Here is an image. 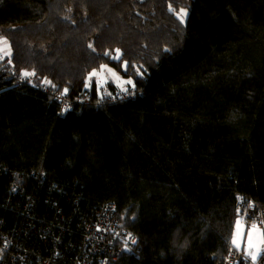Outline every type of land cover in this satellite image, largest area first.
<instances>
[{
  "label": "trees",
  "instance_id": "obj_1",
  "mask_svg": "<svg viewBox=\"0 0 264 264\" xmlns=\"http://www.w3.org/2000/svg\"><path fill=\"white\" fill-rule=\"evenodd\" d=\"M0 36L9 70L91 95L61 114L0 74V219L14 218L5 167L52 172L140 237L111 264H224L238 204L264 210V0H0ZM106 66L132 83L101 86Z\"/></svg>",
  "mask_w": 264,
  "mask_h": 264
},
{
  "label": "built area",
  "instance_id": "obj_2",
  "mask_svg": "<svg viewBox=\"0 0 264 264\" xmlns=\"http://www.w3.org/2000/svg\"><path fill=\"white\" fill-rule=\"evenodd\" d=\"M33 73L24 76L23 73ZM0 74L8 76L17 87L41 88L60 103V113L73 109L76 103H89L88 92L72 97L50 80L37 83L30 71H14L0 57ZM98 105L134 99L137 88L110 92L98 91ZM9 173V196L5 209H11L13 221L0 219V264H111L124 255H139L143 249L140 237L123 225L114 202L95 206L84 212L81 196L69 195L52 172ZM237 215L248 225L264 228V210L254 201H241ZM247 245H245L246 247ZM250 252L232 246L224 264H264V250L252 260Z\"/></svg>",
  "mask_w": 264,
  "mask_h": 264
},
{
  "label": "rangeland",
  "instance_id": "obj_3",
  "mask_svg": "<svg viewBox=\"0 0 264 264\" xmlns=\"http://www.w3.org/2000/svg\"><path fill=\"white\" fill-rule=\"evenodd\" d=\"M186 15H187V12H186ZM186 15L183 16V19H182L183 21L185 20ZM0 41H6V43H0V49L4 50V51H0V57H1V59H4L5 57H7L10 54V47H9V43H8L7 39H5L4 37L0 36ZM91 76H96V78L99 81V84L101 86H104V87L107 86L109 82H112L116 87L122 88V87L127 86L128 81H131V80L125 79L121 74H119L115 69H113L110 66H106L100 71L93 72L91 74ZM242 226L245 227L244 229L242 228L243 231H245V229H247L249 227L248 225H242ZM236 227L238 229V225H236ZM257 229H258V227H257ZM260 230L262 232H256V239L261 237V233H264L263 227ZM239 241H241V239Z\"/></svg>",
  "mask_w": 264,
  "mask_h": 264
},
{
  "label": "crops",
  "instance_id": "obj_4",
  "mask_svg": "<svg viewBox=\"0 0 264 264\" xmlns=\"http://www.w3.org/2000/svg\"><path fill=\"white\" fill-rule=\"evenodd\" d=\"M238 221H239V225L236 224V225H238V229L236 227V230L234 233V238H233L236 240V245H234V246L236 248H239V249L245 248L246 251L256 253L257 256H259L262 253V251L264 250V236L261 235L260 238L256 239V232H262L260 230L261 228L255 225L256 229H257V227H258V229L256 231H252L254 224L248 225L245 221L240 220V219H238ZM242 225H248L249 227L247 229H245V231H243L242 228L244 229L245 227ZM250 232H251L252 244H253V247L251 249L248 246V244H249V233ZM263 232H264V230H263ZM240 239H241V241H239ZM245 245H247V246L245 247Z\"/></svg>",
  "mask_w": 264,
  "mask_h": 264
},
{
  "label": "snow or ice",
  "instance_id": "obj_5",
  "mask_svg": "<svg viewBox=\"0 0 264 264\" xmlns=\"http://www.w3.org/2000/svg\"><path fill=\"white\" fill-rule=\"evenodd\" d=\"M180 16L181 19H183V16L186 15V12L184 10H181V12L178 14ZM0 43H6V41H0ZM0 51H4L3 49H0ZM24 76H29V75H33V73H28V72H25L23 73ZM128 83H132L131 81H128ZM237 224L239 225V221H237ZM256 226L253 225V228H252V231H256ZM262 236H264V233L261 234ZM232 243L234 245H236V240L233 239ZM249 248L251 249L253 247V244H252V236H251V232L249 233V244H248ZM251 255V258L253 261H255L257 259V254L256 253H253V252H250L249 253Z\"/></svg>",
  "mask_w": 264,
  "mask_h": 264
}]
</instances>
